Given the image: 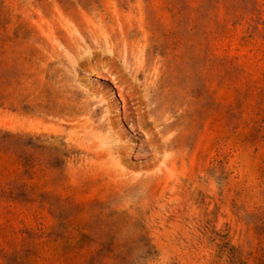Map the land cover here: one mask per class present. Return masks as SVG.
Listing matches in <instances>:
<instances>
[{"label": "rangeland", "instance_id": "obj_1", "mask_svg": "<svg viewBox=\"0 0 264 264\" xmlns=\"http://www.w3.org/2000/svg\"><path fill=\"white\" fill-rule=\"evenodd\" d=\"M0 131V264H264V0H0Z\"/></svg>", "mask_w": 264, "mask_h": 264}, {"label": "trees", "instance_id": "obj_2", "mask_svg": "<svg viewBox=\"0 0 264 264\" xmlns=\"http://www.w3.org/2000/svg\"><path fill=\"white\" fill-rule=\"evenodd\" d=\"M0 134H1V131H0ZM5 140H12L13 142H20L21 137L15 135V134H11V133H4L2 136H0V141H5ZM0 196H4V195L0 194ZM9 197H13V196H9ZM20 197H25V196H24V194H20V195H17L13 199L19 200Z\"/></svg>", "mask_w": 264, "mask_h": 264}]
</instances>
